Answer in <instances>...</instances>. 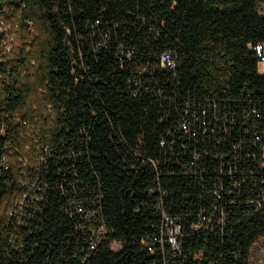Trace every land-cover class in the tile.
<instances>
[{
	"label": "trees",
	"instance_id": "1",
	"mask_svg": "<svg viewBox=\"0 0 264 264\" xmlns=\"http://www.w3.org/2000/svg\"><path fill=\"white\" fill-rule=\"evenodd\" d=\"M258 42L264 0H0V264H250ZM162 210L178 254L156 239Z\"/></svg>",
	"mask_w": 264,
	"mask_h": 264
},
{
	"label": "built area",
	"instance_id": "2",
	"mask_svg": "<svg viewBox=\"0 0 264 264\" xmlns=\"http://www.w3.org/2000/svg\"><path fill=\"white\" fill-rule=\"evenodd\" d=\"M251 49L254 52L255 57L257 59L258 73L264 75V42L255 43L254 45L251 46ZM8 50L9 49H6V51ZM176 60H177L176 54L168 49L163 50L158 58L159 66L169 70L174 69L176 65ZM38 149H40V147H38ZM43 149L46 150V148L44 147ZM39 154L40 153H38V155ZM37 161H42V157L40 156L36 157L35 165H38ZM5 163L6 161L3 160L2 164L5 165ZM24 166L27 169L31 167V165L27 163H24ZM30 195L31 193L25 192L23 197L18 202H15L14 208L22 207L26 203L25 201L28 200ZM8 216L10 218L13 217L14 211L13 210L9 211ZM181 229L182 228L179 217L170 215L163 210L160 212L159 231H158V235L156 236V239L160 244H167L170 247L171 252L173 254H178L181 251V243H180ZM105 232L106 229L103 225L95 228L93 230V234L95 235L96 241L101 239L105 234ZM96 241L92 242L93 244H91V247L94 246ZM148 249L151 250V247H148ZM249 262H250V254H249Z\"/></svg>",
	"mask_w": 264,
	"mask_h": 264
},
{
	"label": "rangeland",
	"instance_id": "3",
	"mask_svg": "<svg viewBox=\"0 0 264 264\" xmlns=\"http://www.w3.org/2000/svg\"><path fill=\"white\" fill-rule=\"evenodd\" d=\"M10 38L13 37L9 36V42H10ZM13 39H15V37ZM9 42L3 44V46H6V49H10L11 47V45L8 44ZM119 247L120 244L117 242H113L111 244V248L113 250H117ZM250 262L251 264H264V237L258 239L252 246L250 251Z\"/></svg>",
	"mask_w": 264,
	"mask_h": 264
}]
</instances>
